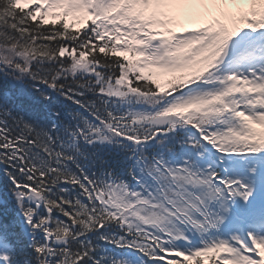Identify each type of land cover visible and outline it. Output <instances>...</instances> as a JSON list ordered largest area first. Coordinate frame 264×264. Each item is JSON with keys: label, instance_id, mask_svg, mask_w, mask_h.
Here are the masks:
<instances>
[{"label": "snow or ice", "instance_id": "obj_1", "mask_svg": "<svg viewBox=\"0 0 264 264\" xmlns=\"http://www.w3.org/2000/svg\"><path fill=\"white\" fill-rule=\"evenodd\" d=\"M0 264H264V0H0Z\"/></svg>", "mask_w": 264, "mask_h": 264}]
</instances>
